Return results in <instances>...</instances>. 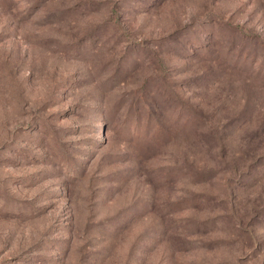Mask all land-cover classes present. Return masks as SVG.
I'll return each mask as SVG.
<instances>
[{"label":"rangeland","instance_id":"rangeland-1","mask_svg":"<svg viewBox=\"0 0 264 264\" xmlns=\"http://www.w3.org/2000/svg\"><path fill=\"white\" fill-rule=\"evenodd\" d=\"M0 264H264V0H0Z\"/></svg>","mask_w":264,"mask_h":264}]
</instances>
